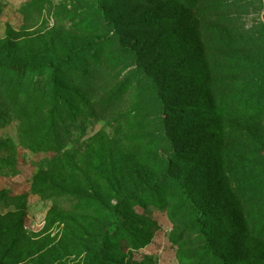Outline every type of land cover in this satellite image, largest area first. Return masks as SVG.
<instances>
[{"label": "rangeland", "instance_id": "1", "mask_svg": "<svg viewBox=\"0 0 264 264\" xmlns=\"http://www.w3.org/2000/svg\"><path fill=\"white\" fill-rule=\"evenodd\" d=\"M263 22L264 0H0V264H264Z\"/></svg>", "mask_w": 264, "mask_h": 264}, {"label": "trees", "instance_id": "2", "mask_svg": "<svg viewBox=\"0 0 264 264\" xmlns=\"http://www.w3.org/2000/svg\"><path fill=\"white\" fill-rule=\"evenodd\" d=\"M264 25V22H263ZM8 67L12 70H15L16 72L23 73V74H45L47 71V66H41V65H34V64H19V63H12L9 64ZM58 73V72H57ZM57 85L59 81V75H55L54 80H53ZM58 125V120L57 116L55 115L53 118V126L56 127ZM57 140L54 139V146L56 148H59V140H58V135L56 137ZM199 226L201 228V231L203 233L206 232L204 224L199 222ZM208 238V236H207ZM209 245H211V249L214 250V247L212 246L211 242H209Z\"/></svg>", "mask_w": 264, "mask_h": 264}]
</instances>
